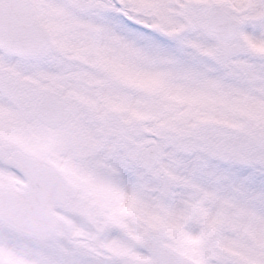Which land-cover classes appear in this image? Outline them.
Wrapping results in <instances>:
<instances>
[{
  "label": "snow or ice",
  "instance_id": "6c2138e0",
  "mask_svg": "<svg viewBox=\"0 0 264 264\" xmlns=\"http://www.w3.org/2000/svg\"><path fill=\"white\" fill-rule=\"evenodd\" d=\"M0 264H264V0H0Z\"/></svg>",
  "mask_w": 264,
  "mask_h": 264
}]
</instances>
